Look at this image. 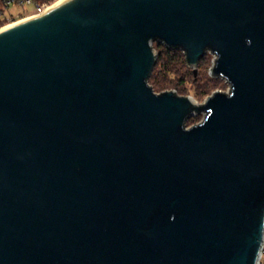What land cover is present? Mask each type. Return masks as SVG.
Returning a JSON list of instances; mask_svg holds the SVG:
<instances>
[{
	"label": "water",
	"instance_id": "water-1",
	"mask_svg": "<svg viewBox=\"0 0 264 264\" xmlns=\"http://www.w3.org/2000/svg\"><path fill=\"white\" fill-rule=\"evenodd\" d=\"M154 42L229 90L154 91ZM263 241L264 0H58L0 30V264H259Z\"/></svg>",
	"mask_w": 264,
	"mask_h": 264
},
{
	"label": "rangeland",
	"instance_id": "rangeland-1",
	"mask_svg": "<svg viewBox=\"0 0 264 264\" xmlns=\"http://www.w3.org/2000/svg\"><path fill=\"white\" fill-rule=\"evenodd\" d=\"M155 50L157 51V49ZM181 53L184 55L182 51ZM214 58L213 54L207 52L203 61L197 66V72L194 76L192 74V69L188 66L187 68L189 70L181 69L178 73L168 72V75H166L165 78L159 79L162 83L163 89L154 91L162 92L166 90H174L178 95L191 96L198 102H203L207 96L216 90L228 91L229 85L225 79L214 77L210 74ZM205 85H208L206 90H204L203 87ZM203 116L204 114L200 113L196 116L190 117L186 121V125L190 126L198 123Z\"/></svg>",
	"mask_w": 264,
	"mask_h": 264
},
{
	"label": "built area",
	"instance_id": "built-area-1",
	"mask_svg": "<svg viewBox=\"0 0 264 264\" xmlns=\"http://www.w3.org/2000/svg\"><path fill=\"white\" fill-rule=\"evenodd\" d=\"M57 1L58 0H0V30L25 18L43 13ZM259 264H264V241Z\"/></svg>",
	"mask_w": 264,
	"mask_h": 264
},
{
	"label": "trees",
	"instance_id": "trees-1",
	"mask_svg": "<svg viewBox=\"0 0 264 264\" xmlns=\"http://www.w3.org/2000/svg\"><path fill=\"white\" fill-rule=\"evenodd\" d=\"M153 46L157 49L156 62L152 72L148 78V82L154 90L163 89L162 83L159 79L165 78L168 72L178 73L179 70H189L186 65L185 56L179 49H168L164 45L154 42ZM207 53V52H206ZM206 53L200 58L198 65L203 61ZM192 74L194 76L193 70ZM204 90L208 85L203 86Z\"/></svg>",
	"mask_w": 264,
	"mask_h": 264
}]
</instances>
